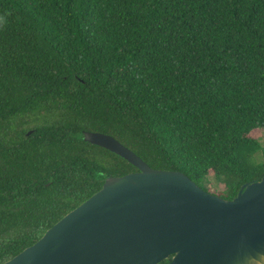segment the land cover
Returning a JSON list of instances; mask_svg holds the SVG:
<instances>
[{"label":"trees","instance_id":"1","mask_svg":"<svg viewBox=\"0 0 264 264\" xmlns=\"http://www.w3.org/2000/svg\"><path fill=\"white\" fill-rule=\"evenodd\" d=\"M258 128L264 0H0V264L138 170L84 130L230 199L264 175Z\"/></svg>","mask_w":264,"mask_h":264},{"label":"water","instance_id":"2","mask_svg":"<svg viewBox=\"0 0 264 264\" xmlns=\"http://www.w3.org/2000/svg\"><path fill=\"white\" fill-rule=\"evenodd\" d=\"M82 137L138 170L107 175L3 264H158L171 255L167 264H264V175L229 199L184 171L151 166L112 134L84 130Z\"/></svg>","mask_w":264,"mask_h":264},{"label":"rangeland","instance_id":"3","mask_svg":"<svg viewBox=\"0 0 264 264\" xmlns=\"http://www.w3.org/2000/svg\"><path fill=\"white\" fill-rule=\"evenodd\" d=\"M251 135L254 137H257L261 140L262 144L264 145V128H258V129H254L251 132ZM210 183H208L209 188L211 189V192H216L218 188H223L224 184L223 183H219L215 180V178L213 177V174L211 173L210 175Z\"/></svg>","mask_w":264,"mask_h":264}]
</instances>
